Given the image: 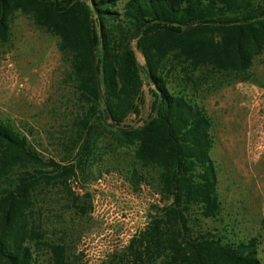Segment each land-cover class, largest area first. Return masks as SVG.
<instances>
[{"label": "trees", "instance_id": "16d2710c", "mask_svg": "<svg viewBox=\"0 0 264 264\" xmlns=\"http://www.w3.org/2000/svg\"><path fill=\"white\" fill-rule=\"evenodd\" d=\"M16 14L58 39L74 115L59 159L43 154L30 129L0 120V264H70L66 238L80 231L48 221L55 193L84 217L90 194L72 182L110 170L136 194L148 189L157 204L104 264H262L255 237L204 228L224 226L204 102L250 79L264 53V0L245 7L240 0H0V44ZM144 81L150 115L126 125L139 114Z\"/></svg>", "mask_w": 264, "mask_h": 264}, {"label": "rangeland", "instance_id": "374dc122", "mask_svg": "<svg viewBox=\"0 0 264 264\" xmlns=\"http://www.w3.org/2000/svg\"><path fill=\"white\" fill-rule=\"evenodd\" d=\"M260 1L240 0V7ZM57 44L56 37L32 20L15 15L9 41L0 44V120L30 129L43 154L59 159L72 134L74 111L70 85L64 82L69 66ZM135 55L143 66L142 55ZM249 78L204 102L213 123L212 157L224 217V226L210 222L204 228L225 227L236 240L255 237L264 264V53L254 59ZM17 81L23 85L18 95ZM142 95L139 114H131L126 125L148 119L152 97L145 81ZM95 167L101 168V162ZM102 173L95 181L72 182L74 191L90 194L91 210L86 216L76 217L65 209L68 201L60 192L55 193L57 204L49 210V222L55 226L68 223L80 231L77 237L66 238L70 264H104L112 254L122 253L131 237L147 225L157 204L148 189L133 192L125 175L114 170ZM49 239H55L54 235Z\"/></svg>", "mask_w": 264, "mask_h": 264}, {"label": "built area", "instance_id": "2783aa9c", "mask_svg": "<svg viewBox=\"0 0 264 264\" xmlns=\"http://www.w3.org/2000/svg\"><path fill=\"white\" fill-rule=\"evenodd\" d=\"M124 1V0H123ZM23 88V85H22V83H20V82H16V90H15V94L16 95H18L19 94V92H20V90Z\"/></svg>", "mask_w": 264, "mask_h": 264}, {"label": "water", "instance_id": "95a60500", "mask_svg": "<svg viewBox=\"0 0 264 264\" xmlns=\"http://www.w3.org/2000/svg\"><path fill=\"white\" fill-rule=\"evenodd\" d=\"M150 78V77H149Z\"/></svg>", "mask_w": 264, "mask_h": 264}]
</instances>
